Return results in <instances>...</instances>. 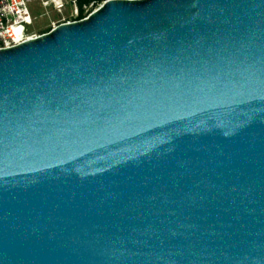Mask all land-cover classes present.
I'll list each match as a JSON object with an SVG mask.
<instances>
[{
	"label": "water",
	"instance_id": "water-1",
	"mask_svg": "<svg viewBox=\"0 0 264 264\" xmlns=\"http://www.w3.org/2000/svg\"><path fill=\"white\" fill-rule=\"evenodd\" d=\"M0 264H264V0H107L0 49Z\"/></svg>",
	"mask_w": 264,
	"mask_h": 264
},
{
	"label": "built area",
	"instance_id": "built-area-1",
	"mask_svg": "<svg viewBox=\"0 0 264 264\" xmlns=\"http://www.w3.org/2000/svg\"><path fill=\"white\" fill-rule=\"evenodd\" d=\"M106 1L93 0L89 4L85 3L83 16L79 18L78 0H0V49L15 46L43 34L34 32L32 28L35 21L49 10L62 12L71 6L73 18L64 19L60 23L71 22L87 18ZM57 25L55 24L51 29Z\"/></svg>",
	"mask_w": 264,
	"mask_h": 264
},
{
	"label": "rangeland",
	"instance_id": "rangeland-1",
	"mask_svg": "<svg viewBox=\"0 0 264 264\" xmlns=\"http://www.w3.org/2000/svg\"><path fill=\"white\" fill-rule=\"evenodd\" d=\"M73 8L71 6L67 7L62 12L49 10L48 13L40 16L32 28L34 32L40 33L42 29L52 28L55 24H59L64 19L73 18Z\"/></svg>",
	"mask_w": 264,
	"mask_h": 264
},
{
	"label": "trees",
	"instance_id": "trees-1",
	"mask_svg": "<svg viewBox=\"0 0 264 264\" xmlns=\"http://www.w3.org/2000/svg\"><path fill=\"white\" fill-rule=\"evenodd\" d=\"M93 0H78L79 3V8H80V14H79V18H81L83 16V5L89 4L90 2H92ZM97 1H101V0H97ZM78 18V19H79ZM51 28H46V29H42V31H40V33H45L48 32Z\"/></svg>",
	"mask_w": 264,
	"mask_h": 264
}]
</instances>
